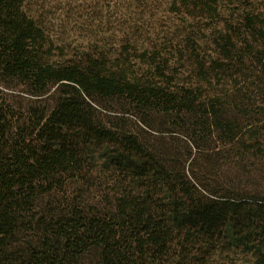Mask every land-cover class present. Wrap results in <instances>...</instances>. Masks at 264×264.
<instances>
[{
  "label": "trees",
  "instance_id": "trees-1",
  "mask_svg": "<svg viewBox=\"0 0 264 264\" xmlns=\"http://www.w3.org/2000/svg\"><path fill=\"white\" fill-rule=\"evenodd\" d=\"M245 18L213 57L66 53L0 0V88L32 98L0 89V264H264V29Z\"/></svg>",
  "mask_w": 264,
  "mask_h": 264
},
{
  "label": "rangeland",
  "instance_id": "rangeland-1",
  "mask_svg": "<svg viewBox=\"0 0 264 264\" xmlns=\"http://www.w3.org/2000/svg\"><path fill=\"white\" fill-rule=\"evenodd\" d=\"M23 4L66 53L78 52L99 40H103L101 47L120 52L118 44L125 39H132L127 49L130 54L151 43L167 51H184L187 39L195 41L200 56L213 57L217 54L213 38L218 30H228L237 40L246 38V16L264 29V0H218L216 18L187 8L181 0H23ZM236 43L239 49L242 42ZM0 89L12 103L32 102L21 87ZM249 187L264 193V180L256 179Z\"/></svg>",
  "mask_w": 264,
  "mask_h": 264
}]
</instances>
